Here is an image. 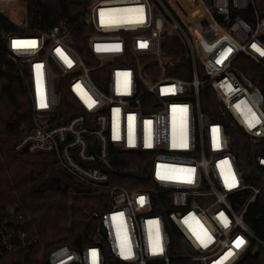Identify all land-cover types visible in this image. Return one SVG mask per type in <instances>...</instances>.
<instances>
[{"label":"built area","instance_id":"obj_1","mask_svg":"<svg viewBox=\"0 0 264 264\" xmlns=\"http://www.w3.org/2000/svg\"><path fill=\"white\" fill-rule=\"evenodd\" d=\"M81 23L84 33L19 23L4 38L32 112L16 150L55 156L105 200L87 213L91 243L56 247L46 263L238 264L264 251L244 221L264 188V92L251 75L264 74V0H90ZM170 39L181 58L165 50ZM237 145L259 148L257 188ZM116 153L141 156L146 167L132 171L149 180L124 176L131 170L112 164ZM26 238L1 235L0 247Z\"/></svg>","mask_w":264,"mask_h":264},{"label":"trees","instance_id":"obj_2","mask_svg":"<svg viewBox=\"0 0 264 264\" xmlns=\"http://www.w3.org/2000/svg\"><path fill=\"white\" fill-rule=\"evenodd\" d=\"M25 2L29 30L49 32L65 25L85 32V25L81 20L90 0ZM19 32L21 31L0 13V236L10 232L27 236L25 244L13 242L17 246L11 251L0 247V264H47L46 253L56 247L66 245L83 249L91 243L92 223L89 222L87 213L96 208L103 212L105 200L97 190L70 176L55 156L16 150L17 144L29 132L32 119L30 100L20 76V66L9 60L5 48V36ZM165 50L174 59L181 58L182 48L177 40H168ZM185 68L189 73L190 66ZM174 75L183 77L178 71ZM251 75L264 92L263 72L258 70V73L253 72ZM236 150L247 161V184L253 188L259 187L263 177V170L255 161L259 148L244 152L237 145ZM116 156L111 163L122 171L146 167L141 156L123 153H116ZM119 179L125 187L131 189L132 181L129 178L120 176L116 181ZM146 186L152 188L151 183H146ZM252 194L251 190L239 194L234 200L235 207L239 210ZM159 211L162 212V208L159 207ZM244 221L254 235L264 241V188L249 207ZM168 227L175 248L177 244L179 246V232L171 224ZM36 240L37 244H30ZM44 248V258H41V249ZM179 264L194 263L186 261ZM238 264H264V251H260L256 257L249 254Z\"/></svg>","mask_w":264,"mask_h":264},{"label":"rangeland","instance_id":"obj_3","mask_svg":"<svg viewBox=\"0 0 264 264\" xmlns=\"http://www.w3.org/2000/svg\"><path fill=\"white\" fill-rule=\"evenodd\" d=\"M0 13H2L21 32L22 30L18 28L17 24L26 23L28 27V15L25 0H0ZM9 60L11 59L9 58ZM4 69L6 70V68ZM45 249L46 248L43 250L41 249V258H44Z\"/></svg>","mask_w":264,"mask_h":264},{"label":"water","instance_id":"obj_4","mask_svg":"<svg viewBox=\"0 0 264 264\" xmlns=\"http://www.w3.org/2000/svg\"><path fill=\"white\" fill-rule=\"evenodd\" d=\"M123 175L126 177L135 178V179H138L141 181H148L149 180V176L144 171H130V172H125ZM187 250L189 252H191V249L188 246H187ZM259 252H260V248L256 247L252 256L253 257L258 256Z\"/></svg>","mask_w":264,"mask_h":264},{"label":"bare ground","instance_id":"obj_5","mask_svg":"<svg viewBox=\"0 0 264 264\" xmlns=\"http://www.w3.org/2000/svg\"><path fill=\"white\" fill-rule=\"evenodd\" d=\"M104 11H105V10H103V11L101 12L102 15H103V12H104ZM104 21H105L106 24H108V23L111 22L109 19H106V20L104 19Z\"/></svg>","mask_w":264,"mask_h":264},{"label":"snow or ice","instance_id":"obj_6","mask_svg":"<svg viewBox=\"0 0 264 264\" xmlns=\"http://www.w3.org/2000/svg\"><path fill=\"white\" fill-rule=\"evenodd\" d=\"M259 50V49H258ZM262 55H264V52L261 53Z\"/></svg>","mask_w":264,"mask_h":264}]
</instances>
